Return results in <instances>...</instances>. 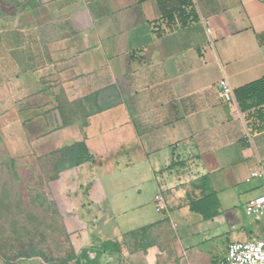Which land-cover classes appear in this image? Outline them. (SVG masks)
I'll use <instances>...</instances> for the list:
<instances>
[{
  "label": "crops",
  "instance_id": "crops-1",
  "mask_svg": "<svg viewBox=\"0 0 264 264\" xmlns=\"http://www.w3.org/2000/svg\"><path fill=\"white\" fill-rule=\"evenodd\" d=\"M164 9L171 15L158 0H23L0 17L9 150L74 162L68 150L80 144L93 159L65 164L54 182L75 251L67 264L83 250L93 264H215L230 243L264 240V216L245 213L264 194L261 180L245 182L264 171V107L242 111L235 98L264 78V0ZM105 242L119 253L101 252Z\"/></svg>",
  "mask_w": 264,
  "mask_h": 264
},
{
  "label": "rangeland",
  "instance_id": "rangeland-1",
  "mask_svg": "<svg viewBox=\"0 0 264 264\" xmlns=\"http://www.w3.org/2000/svg\"><path fill=\"white\" fill-rule=\"evenodd\" d=\"M22 1L0 0V17L13 14ZM14 154L0 130V264H60L72 259V233L63 224L67 210L53 189L55 158L31 160Z\"/></svg>",
  "mask_w": 264,
  "mask_h": 264
},
{
  "label": "built area",
  "instance_id": "built-area-1",
  "mask_svg": "<svg viewBox=\"0 0 264 264\" xmlns=\"http://www.w3.org/2000/svg\"><path fill=\"white\" fill-rule=\"evenodd\" d=\"M207 34H211L208 29ZM219 97L234 106L235 98L233 90L225 80L218 82ZM252 180H261V189L264 190V171H252L245 182ZM155 209L157 212H163L167 208V202L162 194L155 197ZM245 213L248 216L261 217L264 216V194L259 195L249 201L245 205ZM215 264H264V240L248 239L244 242L230 243L226 249L225 256L222 260Z\"/></svg>",
  "mask_w": 264,
  "mask_h": 264
},
{
  "label": "trees",
  "instance_id": "trees-1",
  "mask_svg": "<svg viewBox=\"0 0 264 264\" xmlns=\"http://www.w3.org/2000/svg\"><path fill=\"white\" fill-rule=\"evenodd\" d=\"M175 1L178 0H158L161 8V12L168 14L167 16H170L171 13H168L167 10L164 9V5L167 2H175ZM175 12H177V16L180 18L181 21H185L186 19H188V15H186L183 10H180V8L176 9ZM235 98L242 111H247L250 110L251 108L264 107V78L236 90ZM68 151L70 154H73L78 159L74 162H67V161L57 162L55 168L56 175L62 172L63 170H65L64 167L65 164H67V168H73L82 164L83 162L93 161L92 157L88 154V152L85 150L83 145L76 144L73 147H71ZM110 246H115L114 252L119 253V248L113 242L103 243L101 247V252H109ZM95 254L96 256L98 255L96 251ZM74 259L77 260L76 264H78L80 260H83L85 262L84 264H93L92 262L93 260L89 259L86 250L85 251L83 250L81 254ZM71 260L73 259H69L68 261ZM68 261H64L63 263L60 264H67Z\"/></svg>",
  "mask_w": 264,
  "mask_h": 264
}]
</instances>
